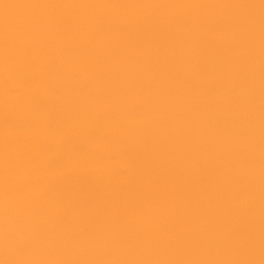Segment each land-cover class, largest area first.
I'll use <instances>...</instances> for the list:
<instances>
[{
  "label": "bare ground",
  "instance_id": "1",
  "mask_svg": "<svg viewBox=\"0 0 264 264\" xmlns=\"http://www.w3.org/2000/svg\"><path fill=\"white\" fill-rule=\"evenodd\" d=\"M0 264H264V0H0Z\"/></svg>",
  "mask_w": 264,
  "mask_h": 264
}]
</instances>
